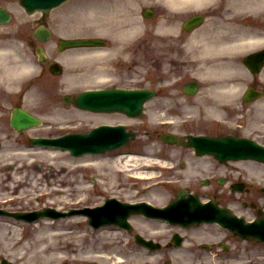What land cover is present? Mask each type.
<instances>
[{
  "label": "rangeland",
  "instance_id": "374dc122",
  "mask_svg": "<svg viewBox=\"0 0 264 264\" xmlns=\"http://www.w3.org/2000/svg\"><path fill=\"white\" fill-rule=\"evenodd\" d=\"M86 0H72L70 3L65 4L64 6H62L60 9L56 10L54 13V16L57 14L58 18H53L51 21V25L56 28L58 31L62 30V31H66L63 32L65 36H69V35H75V36H84V35H91L94 34V28L92 26H88L90 24V18H83V20H81V22H78L77 17L78 15H83L81 12L78 14L77 13V7L80 6L81 4H83ZM91 3V2H90ZM104 2H100V4H103ZM85 5V4H84ZM82 6V5H81ZM80 6V7H81ZM87 5H85V10H87ZM16 7V6H15ZM90 7V6H89ZM20 11V10H19ZM18 11V12H19ZM74 12V13H72ZM19 14H17V19L15 18V20L8 25V28H14L16 26L19 27L18 30H20L21 32H27L28 30V26L31 25V23H25V21L23 19H19L23 13L22 11L19 12ZM59 13H61V15H59ZM89 13V12H87ZM39 14H37L38 17ZM87 15V14H84ZM90 15V14H89ZM36 16H31V17H27L25 18L26 21H33V18H37ZM79 19V17H78ZM153 21V19H152ZM151 23V21H149ZM22 25V26H21ZM64 25V26H63ZM102 25V23L100 24ZM104 25V24H103ZM104 27V26H103ZM15 29V28H14ZM49 50H55L54 54L56 55H60L59 51L55 48V44L54 42H49L48 45ZM35 58V63L38 64V59L37 56L34 57ZM85 61L86 60H90V58H84ZM84 59H72L71 58V62H69V66L66 69V73L61 75V76H57V75H52V74H46L44 81L41 82L39 85V87H36L34 90V97L35 99L32 100V104H33V108L35 110H40V112H50V117L53 118L52 120V126L54 129V125H60V124H65V123H72V122H76L79 119H83V117H81L80 115H75L76 120H72V121H67V119L64 120V118H61L64 116V114L72 112L75 113L77 110H75L74 108H72L71 106H67L65 104H63L60 100H58L56 97L59 94V90L57 89V84H60V82L62 80H65L69 78L70 75L72 74H76L77 76H79L80 72H84L86 71L84 74H80L81 77L80 78H71L73 80V82H84L85 84L88 83H92V80H95L96 78L94 76H92V73L90 74L88 72L89 68L92 66H84L82 64H84ZM133 59H136L133 57ZM68 65V64H67ZM38 67V65H37ZM69 72V73H68ZM84 83H80V84H84ZM75 85L78 83H74ZM77 85V87L75 88H70L71 91L78 89L79 85ZM84 84V85H85ZM70 86V85H69ZM69 90V89H67ZM40 97L42 98L40 100ZM47 97V98H46ZM58 100V101H56ZM77 113V112H76ZM51 118V119H52ZM22 157H20L19 161L21 164H25L26 162H30V160H32L34 157L37 158V160H42L43 157L47 156L44 153H31L30 156L28 157V154H22ZM30 159V160H29ZM91 158L88 157H83V158H72L71 155H69L66 152H61L60 154H57L55 156V158H50L46 159L45 164L43 165V167L45 168L46 164H65L64 169H66V173H64V175H60V173H55L54 175L51 176V179L48 178H40L41 181L38 182V180L36 179V181L34 182L33 185H29L28 187L33 186V188H35L34 190L29 189L30 191H32L31 193L35 192L36 190L40 189V187H49L50 185L52 186H57L58 188L55 190V192L53 193V195H59V197L61 196V192L64 191L63 188L66 189V192H70L73 191L75 192V189L77 187V183L76 180L79 182V184H86L88 183V177L91 176L92 174L97 173L98 171L96 169L93 170V168H89V169H85L83 171H79L78 167L75 169L73 166L76 165V163L78 162H89ZM203 160H201L202 162ZM32 162V161H31ZM248 161H245L244 163H247ZM198 163V162H197ZM203 163V162H202ZM251 164V168L253 167L256 170H264V168H261L257 165H254L253 163ZM47 167V166H46ZM48 168V167H47ZM49 169V168H48ZM51 170V169H49ZM49 170L47 171V173L49 172ZM56 171V170H55ZM60 170H58L59 172ZM231 173L233 174H229V177H233V176H239L241 174V171L237 172L234 170H230ZM248 172V171H247ZM263 173V172H262ZM242 174L247 177L248 174H250L249 176L253 179H259L260 180V176L257 175L256 173L253 172H248V174L246 172ZM96 175V174H95ZM27 177H18L13 181V183L10 184V188L12 189L11 191L15 190L17 187H19L17 185V182H23L24 180H27ZM35 179V178H34ZM38 184V185H37ZM91 182L88 184L90 185ZM85 186V185H84ZM27 189V188H26ZM89 189L93 192V189L91 187H89ZM10 191H4V194H8ZM12 193V192H10ZM71 193V192H70ZM85 195L89 198L92 197V199L95 198L94 195H92V193L90 191H84L80 192L77 190V193L73 194V196H69V197H76V196H80V195ZM71 195V194H70ZM73 219H77L76 217H74ZM78 220V219H77ZM64 223H71V220H64ZM0 225H2L0 223ZM85 227V225H84ZM7 225L6 227L4 226V234H2L3 232L0 233V246H2L1 248H3L5 251H9V250H13L14 252H16V254L12 255L13 257L17 258L18 261L21 264H43V263H49V264H59L58 263V259L59 256H61V254L58 252L57 254H55V256L53 257V255H51L48 252H46L48 249H46V246H48V242L47 240H41L39 241L38 238H36L35 234L37 233H41L40 232H33L32 231V226L29 225V227L27 229H25V231L23 233H19V229L16 228V230H9L8 232L6 231ZM53 234L55 235L58 232L60 233H65V232H61L62 230H55V229H51ZM56 232V233H55ZM68 233L66 236V240L68 241V245H76V239L79 240V238L83 237V241L87 242V240L89 241L88 243L90 244L89 246L91 247V252L92 250V246H95V248L97 247H101V244L104 243V241H106L107 237L106 236H100L98 239H96L97 236H94L93 238L91 237L93 235V232H90L89 234L86 232H82L79 233L78 231H67ZM87 234V237L83 234ZM106 235V234H104ZM17 236H25V238H27L28 240H25L23 242L22 245H24V243L29 242L30 244H33L35 241H38L37 244V248L36 247H28L29 249H31L32 251L28 254L26 253H22L23 251H25V248L19 247L18 244H14L13 239L16 240ZM80 236V237H79ZM90 238V239H89ZM70 239H73L74 242H69ZM17 241V240H16ZM54 241V237H51V242L53 243ZM58 241V240H56ZM61 242V239L59 240ZM65 241V240H64ZM81 241V239H80ZM79 241V242H80ZM78 242V244H79ZM98 242V243H97ZM62 243V242H61ZM14 246V247H12ZM62 246V245H61ZM78 247V245H77ZM63 248H65L63 246ZM71 250V249H70ZM12 251V253H13ZM55 253V252H54ZM56 262V263H54ZM191 262H198L199 264H205V262H207L205 260V256L203 255V253L201 255H193V257L191 258ZM208 263V262H207ZM210 263V262H209ZM214 264V263H212Z\"/></svg>",
  "mask_w": 264,
  "mask_h": 264
},
{
  "label": "bare ground",
  "instance_id": "6f19581e",
  "mask_svg": "<svg viewBox=\"0 0 264 264\" xmlns=\"http://www.w3.org/2000/svg\"><path fill=\"white\" fill-rule=\"evenodd\" d=\"M120 6V5H119ZM116 7V10H118V7H117V5L115 6ZM122 7V6H121ZM125 8V7H124ZM136 29H137V25H134V24H132V25H130L129 27H127L126 29H125V33L127 34V33H129V35H132V34H134V32L136 31ZM248 41H250V40H248ZM236 43H237V40H236ZM245 42H242L241 44H240V46L242 45V44H244ZM223 48H224V46H223ZM19 68H21V69H28L29 68V66H27V65H25V64H23V66L22 65H20L19 66ZM229 73H228V72ZM227 71H225V73H227V74H229V75H234V71H232V70H227ZM229 87L231 88V90H238L240 87H239V83H234V84H232V85H229ZM239 87V88H238ZM51 153H57V152H59V151H51V150H49ZM126 158V159H125ZM116 160L117 161H120V162H123V163H121V164H124V165H126V164H133V163H138L137 161L138 160H140V158L139 157H137V156H127V155H121V156H119V157H117L116 158ZM49 221H47L46 222V224H49V223H51L52 224V222H49ZM47 227H49V226H47ZM43 237H46V236H43ZM57 239L56 238H54V241H53V243L51 244V245H49V246H53V245H55V243H57V241H56ZM31 245H33V244H26V247H32ZM36 245H37V243H36Z\"/></svg>",
  "mask_w": 264,
  "mask_h": 264
},
{
  "label": "flooded vegetation",
  "instance_id": "af4514ba",
  "mask_svg": "<svg viewBox=\"0 0 264 264\" xmlns=\"http://www.w3.org/2000/svg\"><path fill=\"white\" fill-rule=\"evenodd\" d=\"M1 96H0V101H1ZM171 99V97H169V96H163V97H161V102L164 104V103H166V102H168L169 100ZM3 121H4V117H3V115L0 113V133H1V131H2V128H3V125H4V123H3ZM5 121H7V120H5ZM197 125H198V127H199V129L200 130H202L204 133H209V134H212V133H218V132H216V129H215V127L214 126H212L211 124H208V123H202V122H200V123H197ZM209 232V231H208ZM211 233V232H210ZM230 233V232H229ZM196 233L195 232H191V236H193L194 237V235H195ZM232 235H234L233 233H231V236ZM231 236H229V237H231ZM240 238L239 237H236V242H237V244L240 246L238 249H239V251H240V256L239 257H241V255L243 254V253H245V252H250L251 251V247H249V246H241V244L239 243V241L242 243L243 242V240H239ZM186 242V241H185ZM184 242V243H185ZM219 243H221V242H219ZM253 248L255 249L256 247L255 246H253ZM191 253V252H190ZM251 260H252V258H250Z\"/></svg>",
  "mask_w": 264,
  "mask_h": 264
},
{
  "label": "water",
  "instance_id": "95a60500",
  "mask_svg": "<svg viewBox=\"0 0 264 264\" xmlns=\"http://www.w3.org/2000/svg\"><path fill=\"white\" fill-rule=\"evenodd\" d=\"M215 143H219V141L218 140H213Z\"/></svg>",
  "mask_w": 264,
  "mask_h": 264
}]
</instances>
